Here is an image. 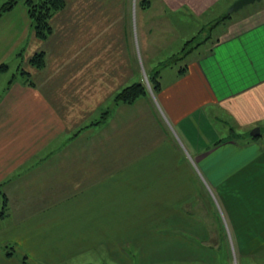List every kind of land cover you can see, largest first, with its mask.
Here are the masks:
<instances>
[{"label": "crops", "instance_id": "1", "mask_svg": "<svg viewBox=\"0 0 264 264\" xmlns=\"http://www.w3.org/2000/svg\"><path fill=\"white\" fill-rule=\"evenodd\" d=\"M234 1L78 0L92 11L68 12L66 0L61 42L55 29L39 40L26 6L16 11L20 1L0 10V66H7L0 70V264L14 263L17 250L6 244L28 240L48 245L45 260L77 264H228L227 242L241 264L264 260V145L262 135H249L264 128V1L220 22ZM108 16L110 27L101 28ZM212 16L210 34L224 28L155 70L156 92L116 101L124 88L145 86L141 65L158 64L162 50L172 51L164 59L183 52ZM121 42L125 58L117 55ZM40 51L45 67L30 68ZM13 52L15 71L7 63ZM24 65L28 79L19 75ZM86 162L109 163L108 188L83 190L86 177L81 171L75 179L71 164ZM197 171L223 220L208 203L181 198L176 186L168 201L158 197L166 174L191 179ZM135 180H147L145 188L130 190ZM140 210L157 216L141 218ZM24 226L31 227L25 235Z\"/></svg>", "mask_w": 264, "mask_h": 264}, {"label": "rangeland", "instance_id": "2", "mask_svg": "<svg viewBox=\"0 0 264 264\" xmlns=\"http://www.w3.org/2000/svg\"><path fill=\"white\" fill-rule=\"evenodd\" d=\"M7 1H9V0H0V2H1L0 9H1L2 5L5 2H7ZM19 1H18L19 2V4H18L19 7L16 8V11L17 10H24L23 8H25V6H26L25 5V0H19ZM34 1L38 2L39 0H34ZM69 1H70L69 7H68V9L66 8V10L68 12L69 11L75 12V11L80 10L81 8H82L81 11H83V12L86 11V10L92 11L91 8L86 7L87 3H85V2L79 3L78 0H74V1L73 0H69ZM235 1H237V0H235ZM262 1H264V0L256 1V2L251 3V4H255V3H258V2H262ZM234 2H232L231 5ZM251 4L245 5L243 8L239 9L238 11L232 12V13H228V10H227V12H226L227 14L223 17V19L220 20V22H223L226 18L227 19H233V18L234 19H238L239 17H237V16H241L239 14L241 12L240 10L244 9L245 7H247V6L251 5ZM136 5H137V2L135 3V7H134L135 11H136ZM62 10L56 12V14L53 17L54 19L53 18L51 19V25L53 26V29H55L57 31L55 36H54V38H55L54 40L55 41H60V42L62 41V39H63L62 37H64V34L68 31V30H64L63 29L64 28V20L65 19L62 18V15H61ZM217 13H218V10L216 11V14ZM108 14L110 16L111 12L108 11ZM221 15H224V14H221ZM109 16L106 17V18H102V20L99 23V25H101V28H109L110 27V21L111 20H110ZM203 21H204L202 23L203 28L198 33V35H200V37H198L195 41H200V38L201 39L206 38L208 36V33H209L211 38H215L217 36V33L219 32V30L221 29V27L224 28V26H222V25H220L221 27H218V29H216L217 28L216 27L213 30V34L211 35L210 34V32H211L210 26L213 25V24H210V22L213 21V16L210 17V18L208 17V18L204 19ZM226 23L228 25L229 22L226 21ZM30 24H31V22H30ZM133 28L135 29L136 25H133ZM107 34L108 33H106L105 36H107ZM94 35H95V33H94L93 28L91 30H88V38L90 40H93ZM96 37H97V34H96ZM78 42L79 41L77 40L76 43L78 44ZM192 43L196 44V42H194V40H193ZM195 44H194V46H195ZM122 46L124 47V43H122V42L119 43V50L117 52V55H118L119 58H123V57L125 58L126 57V51H125V49H123ZM135 47H136V51L138 52V54H140V51H139V48L137 46L136 40H135ZM170 50L171 49H169L168 51L167 50H162L161 52H159L158 55H160L161 60L158 62V64H156V62H155V66H153V67H151V65L147 67L146 65L144 66V64L142 66L141 65L142 62L140 63V65L142 67V75H143V79L145 81V87H146L147 91H149V89L150 90L153 89V91L156 92V90H154L155 89L154 88V82H153V77L151 76V74L155 70L156 71H161V72L163 70H165L167 65H170V64H173L174 62H176L177 59L180 58V56L185 54L184 52L187 49L184 50L181 53H178V54L174 55L171 58L164 59V58H167L166 56H168L170 53H172V51H170ZM9 56H10V58H8V62L7 63L13 69V71H15L17 63L19 62V61L16 60L18 58V56L17 55L15 56L14 52L12 54H10ZM3 65L4 64H2L1 66H3ZM26 66L24 65V68H22V69H25ZM145 68H146V70H145ZM169 68H171V67H169ZM15 73H17V72H15ZM92 74H93V72H92ZM19 75H20V70H19ZM16 76H18V74H16ZM169 131H170V133H172L173 136H175L176 140L180 143L179 138L176 136L175 132L172 130V128L170 126H169ZM230 133H232V132H230V130H229V131L224 132L223 135L224 136L225 135H230ZM245 133H248V132H245ZM249 134H250V132H249ZM261 135L262 136H260L259 138H260L261 143L264 145V128L262 130V134ZM238 138H241V136H238ZM86 142H87L88 145L90 144L89 141L86 140ZM87 154H88L89 157H92L93 156V149H91V150L88 149L87 150ZM102 159L104 160V157H102ZM79 166H80V169H79ZM71 167L72 168H76V171L72 173V174L76 175L75 179H77V177H78L77 175L81 171H82L81 172V177L82 176L86 177V179H84V180H86L88 182V186H87L88 188H83V190L84 189L85 190H89L90 187L91 188L96 187V189H94V190H99L101 185H102V188L103 187L108 188L106 183L108 182L109 175H110L109 163H107V162H102V163L86 162L85 164H80V165L77 164V163H73V164H71ZM100 168H101V170H99ZM117 172H118L119 177H121V181L124 182V176H123L124 175V170H123V167H121V169L120 168L117 169ZM70 174H71V171L69 172V175ZM194 174H195V178H191V179H170V177H168L169 175L166 174V179L164 180V183L160 185L159 189L158 188L155 189V190L160 191V194H159L158 197L159 198H163L164 197L165 200L168 201V199H170V195L173 194L172 190L175 189L173 187L176 186L178 188V189H175L176 193L180 191L181 198H183V199L190 198L191 200H197L198 199L201 203H208L209 204L208 208H210V210L213 209L214 212H216V208H217V213L219 214L220 219L223 220L222 213L218 211L217 201L215 200V197L213 196L212 191H211L213 189L210 187V185H208V183L205 181L204 177L200 174L199 171H197V173L194 172ZM93 177H95L97 179H92ZM75 179H73V180H75ZM75 181H77V180H75ZM94 181H96L97 185L96 186H89L90 184L94 183ZM146 181L147 180H135V184L132 185V187L129 186V189L130 190H137V191L139 190V187L141 189H143V188H145ZM156 181H157L156 179H151L150 180L151 183H155ZM181 186H182V188L179 189V187H181ZM120 187H121L122 190H126V188H127V186H125L124 184H122ZM120 187L118 186V190H120ZM147 187H149V186L146 185V188ZM71 191H73V190H71ZM38 192H39V190H29L30 197H32V199H34V200L39 199L41 194H38ZM154 202L157 203V200H154ZM153 213L154 212H150V211H142L141 212V210H140L139 217H141V218H149V219L156 218L157 215L156 216L152 215ZM134 215H135V213H134ZM137 217L138 216H135V218H137ZM224 229H225V227H224ZM11 230H12V228H11ZM30 230H31L30 226H28V228H25V226H24L23 227V235L28 233ZM150 230L152 232L153 230H157V228L151 227ZM42 237H43L42 234H38V238H42ZM165 245H167V244H165ZM6 246H7L6 247L7 252H11L13 250V248H15L17 250V252L14 254V258H13L14 263L13 264H77V262H75L74 260H70V259L68 261L64 260V262H62V260H49V261L45 260L44 257L47 255L46 249L48 247V245L46 243H33L31 240H28L27 243H21V244H14L13 243V244H6ZM226 246H227V249L230 252L231 258L230 259L229 258H224V262L228 263V264H241V261L238 260L236 258V256L234 255V245L232 243L227 242ZM21 247L23 249L26 248V252H27L26 254H25V252L24 253H20L19 249H21ZM27 255H28V258H26ZM79 261H81V259H79ZM150 264H176V263H174L173 260H165V261H161V262H151L150 261ZM246 264H264V260H263L262 257L259 256V257L254 258V260L249 261Z\"/></svg>", "mask_w": 264, "mask_h": 264}, {"label": "trees", "instance_id": "3", "mask_svg": "<svg viewBox=\"0 0 264 264\" xmlns=\"http://www.w3.org/2000/svg\"><path fill=\"white\" fill-rule=\"evenodd\" d=\"M19 0H9L5 2L1 11L6 12L15 7ZM66 0H39L35 2L34 0H25V5L27 7L28 15L30 18L31 25L35 31V35L39 40L47 39L53 33V26L51 25V19L54 17L56 12L62 10L66 7ZM193 42V41H192ZM192 42H188L185 45L186 50L184 53L190 52L192 48H194V44ZM197 45H200L203 40L194 41ZM46 58L43 51L35 53L29 60L28 65L32 69L40 70L45 67ZM7 68L6 65L0 67L1 70ZM153 77L154 82V90H158L160 88V82L158 79V73ZM31 73L27 69H20V76L28 79ZM153 90V89H152ZM147 94L146 87L139 83L133 84L124 88L118 95L116 96V101L120 103L132 104L140 97Z\"/></svg>", "mask_w": 264, "mask_h": 264}, {"label": "water", "instance_id": "4", "mask_svg": "<svg viewBox=\"0 0 264 264\" xmlns=\"http://www.w3.org/2000/svg\"><path fill=\"white\" fill-rule=\"evenodd\" d=\"M256 1H261V0H237L230 6V8L228 9V13L238 11L239 9L243 8L245 5L254 3ZM249 135L253 138L259 137L261 135L260 128L256 127L250 132Z\"/></svg>", "mask_w": 264, "mask_h": 264}]
</instances>
